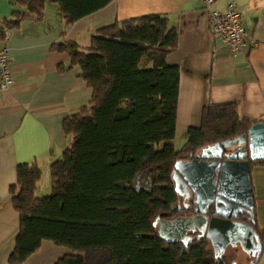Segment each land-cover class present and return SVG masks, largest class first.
Segmentation results:
<instances>
[{"label": "trees", "instance_id": "trees-1", "mask_svg": "<svg viewBox=\"0 0 264 264\" xmlns=\"http://www.w3.org/2000/svg\"><path fill=\"white\" fill-rule=\"evenodd\" d=\"M113 1L16 0L10 18L0 20V41L23 20L41 21L46 2L59 7L69 26ZM177 41L165 16L149 14L101 27L86 48L72 41L50 46L80 69L91 95L63 119L69 143L49 165L48 195H35L41 178L36 163L16 167L8 189L18 215L10 264H22L43 242L71 250L54 264H239L235 250L215 258L205 236L189 233L186 245L166 242L154 226L156 219L192 212L184 210L188 187L177 162L261 122L241 117L236 102L206 105L199 125L187 128L185 143L176 149L179 68L165 60ZM256 166L264 167V159L249 162V170ZM252 216L262 250L264 232L254 211Z\"/></svg>", "mask_w": 264, "mask_h": 264}, {"label": "crops", "instance_id": "crops-1", "mask_svg": "<svg viewBox=\"0 0 264 264\" xmlns=\"http://www.w3.org/2000/svg\"><path fill=\"white\" fill-rule=\"evenodd\" d=\"M15 2L0 0V20L10 18ZM229 2L239 10L248 40L237 57L213 39L208 13L195 0H114L69 26L59 7L46 2L41 21L23 20L0 41V49H9L14 82L8 92L0 93V264H10L18 231V215L8 195L17 165L36 163L41 178L35 195L49 192V165L61 158L69 143L63 119L86 105L91 95L80 69L71 67L66 55L50 52L54 42L72 41L86 48L103 26L160 14L178 37L176 49L165 60L179 68L176 132L198 126L204 106L231 102L238 103L241 117L264 123V0H216L212 8L222 11ZM250 177L256 223L264 232V167H253ZM68 254L65 247L43 242L22 264H54ZM258 264H264V238Z\"/></svg>", "mask_w": 264, "mask_h": 264}, {"label": "water", "instance_id": "water-1", "mask_svg": "<svg viewBox=\"0 0 264 264\" xmlns=\"http://www.w3.org/2000/svg\"><path fill=\"white\" fill-rule=\"evenodd\" d=\"M264 159V123L253 125L242 136L233 137L202 150L192 159L179 161L176 169L193 198V215L172 220L156 219L160 239L186 245L192 236H205L215 258L239 247L257 262L261 253L253 230L254 200L250 161ZM213 204V213L208 207ZM200 208V209H199ZM244 215L239 219L238 215Z\"/></svg>", "mask_w": 264, "mask_h": 264}, {"label": "built area", "instance_id": "built-area-1", "mask_svg": "<svg viewBox=\"0 0 264 264\" xmlns=\"http://www.w3.org/2000/svg\"><path fill=\"white\" fill-rule=\"evenodd\" d=\"M195 1L208 13L209 32L213 39L220 42L231 57L242 55L248 40L235 3L229 2L222 11H218L212 8L216 0ZM251 46H256V43L252 42ZM9 65V49L5 46L0 49V93L8 92L14 85Z\"/></svg>", "mask_w": 264, "mask_h": 264}, {"label": "rangeland", "instance_id": "rangeland-1", "mask_svg": "<svg viewBox=\"0 0 264 264\" xmlns=\"http://www.w3.org/2000/svg\"><path fill=\"white\" fill-rule=\"evenodd\" d=\"M177 138H179V139H177ZM185 141H186V132L184 134H181V130H179V132H176V135H175V138L172 141V144L174 145V147L176 149H179L185 143ZM162 146H163V143H160L159 145L156 146V149L161 148ZM42 182H43V179H41V183ZM48 194H49V192H47L46 194H43L40 197L46 196ZM66 250L69 253H72L71 250H69L67 248H66ZM233 250H235V251H233ZM232 251L235 254L234 260H236V258H237V262L239 263V261H240L239 264H246L248 262L247 259H244L245 258V255H244L245 253H243L240 248L239 249L228 248V249L225 250V252H227V254H232L231 253Z\"/></svg>", "mask_w": 264, "mask_h": 264}, {"label": "flooded vegetation", "instance_id": "flooded-vegetation-1", "mask_svg": "<svg viewBox=\"0 0 264 264\" xmlns=\"http://www.w3.org/2000/svg\"><path fill=\"white\" fill-rule=\"evenodd\" d=\"M182 199H183V202H184V204L186 205V208L184 209V210H186V211H192L191 213H189V214H186V215H181V216H191V215H193L194 213H193V198H192V196H191V192H190V190L188 189V194H187V197H185V193H183L182 194ZM191 206V208H189ZM213 208H214V205L213 204H211L209 207H208V214H210L209 215V217H211V215H212V213H213ZM200 209V208H199ZM239 216V219H242V218H244V215H238ZM190 233V232H189ZM229 248V247H228ZM227 248V249H228Z\"/></svg>", "mask_w": 264, "mask_h": 264}, {"label": "bare ground", "instance_id": "bare-ground-1", "mask_svg": "<svg viewBox=\"0 0 264 264\" xmlns=\"http://www.w3.org/2000/svg\"><path fill=\"white\" fill-rule=\"evenodd\" d=\"M197 233V232H196Z\"/></svg>", "mask_w": 264, "mask_h": 264}]
</instances>
